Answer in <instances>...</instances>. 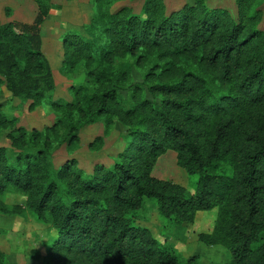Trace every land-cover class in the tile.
<instances>
[{"label":"trees","instance_id":"1","mask_svg":"<svg viewBox=\"0 0 264 264\" xmlns=\"http://www.w3.org/2000/svg\"><path fill=\"white\" fill-rule=\"evenodd\" d=\"M113 1L96 0L105 10L95 14L88 32L98 30V38L76 33L63 38L65 63L84 61L94 92L75 104L51 102L63 116L45 132L18 127L5 136L0 212L30 213L56 231L48 264H198L138 225V212L155 201L162 218L181 228L197 212L218 208L213 232L201 233L199 241L230 251V264H264L261 0H238L237 18L210 9L205 0L169 15L162 0H145L140 14L130 7L111 12ZM45 17L39 10L32 24L0 28L7 59L14 61L8 74L18 59L14 51L26 62L21 73L27 78L31 60L42 71L41 60L48 71L41 51ZM121 55L135 57L144 68L142 82L112 70L111 60ZM16 87L9 83L14 94ZM103 118L128 127L127 145L110 166L98 163L91 174L74 160L57 167L55 142L74 146L83 128ZM13 123L1 115L0 131ZM103 145L98 137L89 147ZM167 151L196 178L192 192L152 175ZM7 193L26 197L25 207L5 204ZM0 264L13 263L0 252Z\"/></svg>","mask_w":264,"mask_h":264},{"label":"rangeland","instance_id":"2","mask_svg":"<svg viewBox=\"0 0 264 264\" xmlns=\"http://www.w3.org/2000/svg\"><path fill=\"white\" fill-rule=\"evenodd\" d=\"M166 14L182 10L194 0H162ZM210 9L228 12L232 17L238 16V0H205ZM145 0H114L109 9L115 12L123 7H130L135 14L142 12ZM263 19L260 29L264 31V0H261ZM44 11L46 17L41 26V51L44 55L45 68L42 71L31 60L33 70L27 78L21 72L25 70L26 62L20 55L12 74L7 71L10 57L6 47L0 41V116L14 123L9 129L0 131V146H8L6 135L13 128H24L28 132L37 130L45 132L54 126L63 116L51 102L75 104L84 94H91L96 89L89 70L84 61L77 60L74 64L65 63V47L63 38L70 33L84 34L98 38L99 31L90 35L88 30L95 14L105 8L96 0H0V28L16 24H32L39 14ZM17 32V30L15 31ZM112 70L127 72L132 76L131 82H142L144 68L137 64L135 57L121 55L111 60ZM6 73V74H5ZM15 84L17 93L8 88ZM131 105V96L125 98ZM50 103H49V102ZM63 112V111H62ZM8 128V127H7ZM62 133V131H61ZM128 127L115 121L99 119L80 131V140L74 146L60 140L54 153V163L57 167L64 166L68 161L77 162V167L91 174L96 164L107 166L117 158L127 145L125 137ZM104 139V145L99 149L89 146L96 138ZM155 178L172 181L186 188L189 193L195 188L196 178L188 175L177 165L176 153L167 151L162 155L152 172ZM3 202L9 206L26 205V197L18 193H7ZM219 216V209L199 211L193 223L184 224L181 228H173L162 218L155 201H147L138 212V225L148 227L160 242L168 239L169 243L180 253L184 260L197 258L198 264H230L231 252L221 246H209L199 241L201 233H212ZM57 238L56 231L50 225L39 223L30 213L21 215H6L0 212V252L7 255L13 264H48L47 256L52 242Z\"/></svg>","mask_w":264,"mask_h":264}]
</instances>
